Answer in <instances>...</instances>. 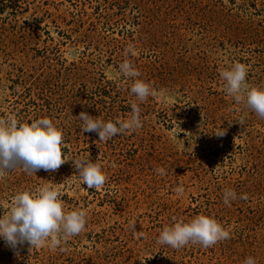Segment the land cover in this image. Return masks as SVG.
<instances>
[{"label": "rangeland", "instance_id": "obj_1", "mask_svg": "<svg viewBox=\"0 0 264 264\" xmlns=\"http://www.w3.org/2000/svg\"><path fill=\"white\" fill-rule=\"evenodd\" d=\"M125 60L156 95L136 100ZM235 62L264 87V0H0V119L50 118L69 159L55 171H8L0 215L46 184L65 211L88 212L63 251L0 238V264H264V119L224 91L220 72ZM134 101L141 128L107 142L82 131V111L125 121ZM88 157L107 176L100 190L72 161ZM226 189L237 193L230 206ZM201 214L230 238L179 250L157 242L173 217Z\"/></svg>", "mask_w": 264, "mask_h": 264}, {"label": "clouds", "instance_id": "obj_2", "mask_svg": "<svg viewBox=\"0 0 264 264\" xmlns=\"http://www.w3.org/2000/svg\"><path fill=\"white\" fill-rule=\"evenodd\" d=\"M120 73L131 78V93L136 100L143 103L149 96L156 95L149 83L139 79L140 72L134 65L125 60L119 65ZM248 68L244 63L235 62L228 69L220 72L225 81L224 91L238 105L254 112L264 119V87L250 86L246 80ZM132 115L125 121H105L94 118L86 112L79 114L83 121V132H96L100 141L107 142L118 134L142 127L139 105L131 104ZM244 124V118L238 119ZM218 137L225 135V130H217ZM63 132L48 117L20 123L16 119H0V178L16 167H22L25 173H35L40 169L55 171L69 159L63 152ZM82 182L88 188L100 190L106 183L102 166L88 158L72 160ZM60 191L50 184L35 190H24L17 193L10 209L0 215V238L16 249L25 243L31 251L34 247L47 245L50 250H64L63 243L70 237L80 234L86 227L88 212L85 209L65 211L60 199ZM240 199H247L241 195ZM224 203L237 199L233 189H226L223 194ZM174 223L160 232L157 242L173 249H181L189 245L199 244L208 248L230 238L229 231L216 219L197 215L188 222L172 218ZM135 229V224L131 225ZM244 264H256L253 257L248 256Z\"/></svg>", "mask_w": 264, "mask_h": 264}]
</instances>
